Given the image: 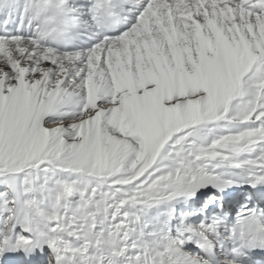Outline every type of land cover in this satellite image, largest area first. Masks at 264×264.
I'll return each instance as SVG.
<instances>
[{"label": "snow or ice", "instance_id": "6c2138e0", "mask_svg": "<svg viewBox=\"0 0 264 264\" xmlns=\"http://www.w3.org/2000/svg\"><path fill=\"white\" fill-rule=\"evenodd\" d=\"M0 264H264V0H0Z\"/></svg>", "mask_w": 264, "mask_h": 264}]
</instances>
